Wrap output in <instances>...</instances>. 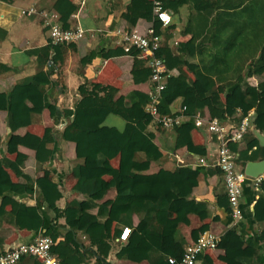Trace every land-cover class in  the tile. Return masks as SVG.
<instances>
[{"label": "trees", "instance_id": "obj_1", "mask_svg": "<svg viewBox=\"0 0 264 264\" xmlns=\"http://www.w3.org/2000/svg\"><path fill=\"white\" fill-rule=\"evenodd\" d=\"M0 1L9 3L13 0ZM159 1L163 9L170 8L176 11L179 6L175 1ZM215 2L216 5L211 4L208 9L196 8L197 13H208V17H211L210 23L206 22L196 25L194 29L186 30L192 31V38L188 43L195 44L198 41L197 37L201 38L194 54L197 55L198 69L192 78H189L184 69L183 57H194L187 55L185 46L188 43L180 44L175 50L163 43L155 54L164 60L169 71H177L175 76L170 75L166 79L158 111L160 115H170V106L178 99L181 100V106L186 107L185 114L189 116L206 110L210 118L223 120L225 114L235 115L237 110H240L242 116L253 109L252 125L258 132L264 133V79H260L256 85L251 81L253 76L259 77L264 73V0H215ZM214 10L217 12L216 16H212ZM69 16L68 11L59 18L63 28L68 27ZM121 17L130 28H133L138 20L143 19L151 23L154 34L160 36L162 33L161 23L153 16L152 3L149 0H131ZM60 47L53 49L55 64L59 61L56 54ZM50 52L49 46L28 51L37 57L36 73L17 82L8 94L0 92V110L7 112V126L11 133L30 125L32 117L41 114L45 109L49 110L52 117L55 114L54 107L51 106L44 90L45 85L53 84L52 72L43 71ZM123 54L125 55L124 52ZM1 67L7 70L5 66ZM149 75L150 69L145 67L142 61H138L132 81L135 84L145 82ZM77 92L80 98L74 109L63 112L67 125L61 137L75 144L76 159L81 161V165L74 168L76 183L73 190L84 194L86 200L72 201L65 206L66 223L83 216L86 222L80 231L104 261L110 251V239L105 232V221L109 213L116 212L118 221L124 223L125 219L136 214L139 221L134 230L139 233V240L133 247L123 246L116 257L129 261H148L149 264H168L169 257L180 259L184 240L175 243L178 225H188L189 215H195L200 221L208 216L206 203L189 199L192 189L197 185L199 172L188 167H177L173 171L159 170L148 174L150 163L160 160L162 153L153 142V133L147 131L151 117L144 111V106L148 102L146 94L137 92L136 101L127 104L122 96L114 98L117 90L111 86L84 83L78 86ZM221 94H224L223 100ZM110 114L124 121L121 131L102 125ZM193 130L191 122L174 128V148L185 147L191 153L204 155L203 148L193 143L191 137ZM50 133L46 130L41 138L31 134L23 136L12 134L6 143L7 151L15 153L18 146L38 151L52 142ZM130 144L133 145L132 151H129ZM230 147L236 151V144H231ZM253 148L255 149L252 150ZM112 150L120 153L117 168L110 163L114 151L109 152ZM248 150L251 151L250 154H247ZM259 157H264V147L260 148L258 141L252 138L246 150L238 154V161L244 167L247 161H256ZM4 167L18 174L15 162L0 160V196L8 192L31 194V190L28 189L31 180L25 176L26 183L23 185L12 184L8 182L7 174L3 172ZM80 167L100 169L110 179L104 181L100 177L87 178L79 173ZM123 177L127 178V183L120 188ZM3 180L7 185L1 183ZM112 187L119 191L115 199L108 203H97ZM166 189L174 197L171 200L165 194ZM260 190L264 195V179L260 183ZM50 192L53 197L47 208L54 209L55 201L60 198V194L53 184L50 185ZM140 197H145L142 203L134 204ZM10 204V223L20 230L40 229L42 216L39 213L27 215L23 204L14 200H11ZM263 206L264 200H257L254 206L256 221L264 219L259 215ZM94 209L97 210L95 214L89 213ZM5 217L6 212L0 208V224ZM207 228L208 226L202 225L191 231L193 240ZM52 233L53 230L48 229L45 235L50 236L55 243ZM149 235L160 237L159 250L148 243ZM114 236H118V233ZM129 238L130 236L126 241ZM222 240L225 250L221 259L226 264H250L253 258H259L255 243L264 242V230L257 234L254 240L249 241H244L234 230H230L223 235ZM2 243L0 238V247ZM53 246L54 244L51 251L57 255L61 264L62 259L66 258L69 259L68 264L83 263L70 241L60 253H57ZM155 254L158 255L156 258L153 257Z\"/></svg>", "mask_w": 264, "mask_h": 264}, {"label": "crops", "instance_id": "obj_2", "mask_svg": "<svg viewBox=\"0 0 264 264\" xmlns=\"http://www.w3.org/2000/svg\"><path fill=\"white\" fill-rule=\"evenodd\" d=\"M130 1L13 0L9 3L0 1V92L2 93L8 94L17 82L36 73L38 68L37 57L35 54L28 53V51L47 46L48 36L41 18L39 16H23L20 14L22 9L34 8L38 11L55 12L60 25L59 18L64 12L69 11L67 28L79 27L85 31L83 38L77 43L62 45L58 48L56 57L59 61L55 65L56 70L52 75L53 84L44 86L46 96L55 110L53 117L50 115L49 110L45 109L41 114L32 117L30 125L11 133L7 126V112L0 110V160L15 162L18 174L8 167H4L3 172L7 174L8 182L12 184L23 185L26 183L25 176L31 180L28 184L31 194L24 193L20 195L8 192L0 196V208L6 212V217L1 220L0 224V238L3 242L0 253L20 243L32 242L37 236L45 234L48 229H51L53 230L51 236L55 239L54 250L60 253L70 241V244L76 249L78 257L83 261L82 264H149L148 261H129L116 257L123 246L133 247L139 240L140 235L134 230L139 221L136 214H132L129 219H125L124 223L118 221L116 212L109 213L105 221V232L110 239V251L104 261L100 259L96 253V248L90 245L88 238L80 231L86 222L85 218L82 216L69 223H66L64 219V208L67 204L72 201L83 202L86 200L84 194L73 190L76 183L74 176L76 170L74 168L81 165V161L76 159L75 144L67 142L61 137L63 129L67 125V119L63 112L74 109L80 98L77 92L78 86L84 83L111 86L117 90L114 98L122 96L127 104L136 101L135 94L137 92L147 95L150 87L148 80L139 84L132 81L137 62L142 61L144 66L148 67L146 60L141 58L138 53L124 55L121 46L118 44L119 37L115 34L117 30L130 31L134 29L145 33L152 26L149 21L143 19L138 20L133 28L125 23L121 15ZM149 1L152 3L153 0ZM167 1H175L179 6L176 11H172L170 8L165 9L171 15L172 21L167 27H162L160 38L161 44L166 43L170 49L175 50L180 44H187L192 38V31H186L187 29H194L196 25L206 24V22L210 23L211 17H208V13H197L196 8L208 9L211 4L216 5V2L215 0ZM53 3L54 6L52 7ZM216 14L217 12L214 10L212 16H216ZM197 40L201 41V38L197 37ZM198 41L195 44L188 43L185 46L188 56L195 54L196 48L200 45ZM183 58H185L184 69L189 78H192L198 69L197 55L191 58ZM1 66H5L7 70H3ZM47 70L45 65L43 71ZM171 71L172 76L177 74L176 70ZM251 79L256 85L260 79H264V73L259 77L253 76ZM220 87L218 86V88ZM221 98L224 99V94H221ZM180 103L181 100L178 99L170 106V114L180 112L183 107ZM201 113L205 117H209L206 110ZM110 115L105 118L102 125L114 127L121 131L125 124L123 120L121 127L105 124ZM239 119L240 113L237 110L235 115L225 114L223 120L229 124H236ZM183 122L188 123L190 121H188V118H184ZM46 130L51 132L50 135L53 139L47 147L37 151L34 148L18 146L15 153L7 151L6 143L12 134L19 136L31 134L41 138ZM147 131L153 133V142L162 153L160 160L150 163L148 174L159 170L173 171L177 167H188L199 172L197 185L192 189L189 199L206 203L208 216L200 221L195 215H189L188 225H178L175 232V243L184 240L183 250L186 245L194 241L191 231L202 225L208 226L207 230L214 232L221 239L227 231L234 230L244 241L254 240L256 235L264 230V219L256 221L254 216V206L257 200H264V195L260 190V186L254 188L250 182H245L242 186L240 199L241 220L235 224L231 219L224 184L219 169L214 166L218 145L205 130L194 128L191 133L193 143L203 148L204 155L191 153L185 147L174 148L175 134L173 129L164 130L150 123ZM259 135L264 136V133L258 132L252 125L251 130L243 140L236 144V152L238 154L244 152L252 138L258 141L260 148H263L264 146L259 144L257 137ZM132 149L133 145L130 144L129 151H132ZM112 152L113 157L110 159V163L114 168H117L120 153L117 150H112L109 153ZM250 152L248 150L247 154H250ZM200 157H204L205 165L198 163ZM262 158L264 157H259L257 160ZM248 162L254 161H247L246 163ZM237 167L238 169H244L239 161ZM79 173L87 178L100 177L104 181L110 179L100 169L80 167ZM122 179L120 188L127 183L126 177ZM1 183L7 185L4 180ZM51 184L55 185V190L60 194V198L55 201L54 209L47 208L51 202V197H53L50 192ZM118 192V189L114 187L109 188L103 199L97 203L113 201ZM165 194L169 200L174 198L167 189ZM144 199L145 197H140L134 204L140 205ZM11 200L23 204L27 215L39 213L42 216L40 229L37 231L20 230L10 223ZM96 211L94 209L89 213L95 214ZM259 215L264 218V206ZM124 227L131 229L130 238L122 243L120 248H117L113 246L111 241L120 235ZM116 233H118V236H114ZM147 238L148 243L153 248L160 249V237L149 235ZM67 239L70 240L67 241ZM255 248L259 258H253L250 264H264V242L255 243ZM224 250L225 246L222 240L216 250L201 254L196 264H226L221 259ZM157 256L155 254L153 257L156 258ZM32 262H34L32 259L24 258L18 264H32ZM68 262V258L62 259L63 264H68Z\"/></svg>", "mask_w": 264, "mask_h": 264}, {"label": "built area", "instance_id": "obj_3", "mask_svg": "<svg viewBox=\"0 0 264 264\" xmlns=\"http://www.w3.org/2000/svg\"><path fill=\"white\" fill-rule=\"evenodd\" d=\"M20 14L41 18L48 36L47 46L51 49L46 66L53 74L56 70V64L53 61V49L58 46L77 43L83 38L85 31L79 27L63 28L55 12L27 8L22 9ZM152 14L159 20L162 27H167L172 21L171 15L162 8V3L159 0L152 1ZM115 34L119 37L118 44L125 55L137 52L141 58L146 60L150 69L148 102L144 106V111L151 117V124L164 130H172L183 124L184 118H188L195 129L205 130L217 142L218 147L214 166L219 169L224 184L230 217L237 224L242 218L240 199L243 184L250 182L254 188H259L261 181L264 179V174L253 178L247 176L244 169H238V153L230 147L231 144L241 142L251 130L253 110L248 111L245 115H240V119L236 124H229L225 120L217 118L205 117L199 112L193 116H187L185 115V106L177 114L160 115L158 105L161 100V92L164 89L166 79L172 75V71L166 68L164 60L155 55L161 47L160 36L154 34L152 26L145 33L134 29L130 31L117 30ZM238 111L241 113L240 110ZM198 163L205 165L204 157H200ZM130 231L131 229L128 227L122 228L120 235L111 241L113 246L120 248L121 244L127 240ZM220 241V236L214 232L203 231L194 241L185 246L180 259L169 257L167 262L168 264H196L201 254L216 250ZM53 244L54 241L50 236L41 234L32 242L20 243L0 253V264H18L24 258H31L35 264H61L57 255L51 251Z\"/></svg>", "mask_w": 264, "mask_h": 264}, {"label": "water", "instance_id": "obj_4", "mask_svg": "<svg viewBox=\"0 0 264 264\" xmlns=\"http://www.w3.org/2000/svg\"><path fill=\"white\" fill-rule=\"evenodd\" d=\"M259 140V144L264 146V136H257ZM244 173L249 177H257L258 175L264 174V158L246 163L244 167Z\"/></svg>", "mask_w": 264, "mask_h": 264}, {"label": "rangeland", "instance_id": "obj_5", "mask_svg": "<svg viewBox=\"0 0 264 264\" xmlns=\"http://www.w3.org/2000/svg\"><path fill=\"white\" fill-rule=\"evenodd\" d=\"M106 125H116L121 127L123 124L122 119H120L119 117L110 115V117L105 121Z\"/></svg>", "mask_w": 264, "mask_h": 264}]
</instances>
